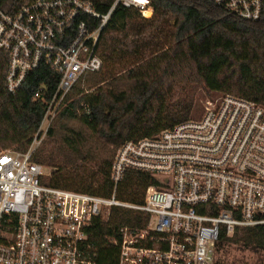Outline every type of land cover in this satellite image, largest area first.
<instances>
[{
	"label": "built area",
	"instance_id": "2783aa9c",
	"mask_svg": "<svg viewBox=\"0 0 264 264\" xmlns=\"http://www.w3.org/2000/svg\"><path fill=\"white\" fill-rule=\"evenodd\" d=\"M206 1L247 22L264 20V0ZM120 6L154 15L151 0H115L104 14L84 0H28L13 14L0 9L7 91L19 93L42 67L58 77L50 101L47 83L35 93L47 110L29 150H0V264H97L88 229L114 208L149 216L143 229L120 230L118 264H217L224 234L264 226V102L229 94L207 98L172 128L123 143L111 166L110 197L42 183L46 167L33 160L39 134L46 136L75 85L102 70L100 34ZM131 170L156 182L141 205L118 198Z\"/></svg>",
	"mask_w": 264,
	"mask_h": 264
},
{
	"label": "trees",
	"instance_id": "16d2710c",
	"mask_svg": "<svg viewBox=\"0 0 264 264\" xmlns=\"http://www.w3.org/2000/svg\"><path fill=\"white\" fill-rule=\"evenodd\" d=\"M28 0H0V9L15 13ZM107 13L115 0H84ZM154 15L118 7L101 31L97 54L100 72L77 83L52 122L33 160L50 167L42 183L60 189L110 197L111 166L126 141L152 136L199 113L206 98L229 94L264 102V20L247 22L206 0H151ZM92 29L100 26L92 21ZM9 59L0 54V149L25 153L39 133L47 104L35 101L47 83L46 102L57 89L58 77L42 67L29 76L22 90L7 91ZM87 89H84L82 82ZM89 112V113H88ZM155 180L129 171L118 198L141 205ZM145 213L114 208L109 220H95L88 244L97 264H118L120 230L143 229ZM228 243L264 252V226L222 236Z\"/></svg>",
	"mask_w": 264,
	"mask_h": 264
},
{
	"label": "rangeland",
	"instance_id": "374dc122",
	"mask_svg": "<svg viewBox=\"0 0 264 264\" xmlns=\"http://www.w3.org/2000/svg\"><path fill=\"white\" fill-rule=\"evenodd\" d=\"M82 86L84 89H87L84 81L82 82ZM39 136L41 137L42 143L47 134L45 136L44 133H41ZM52 171L50 167L46 166V176L51 175ZM216 260L217 264H264V252L255 253L250 250H245L240 244L228 243L224 244L217 251Z\"/></svg>",
	"mask_w": 264,
	"mask_h": 264
}]
</instances>
